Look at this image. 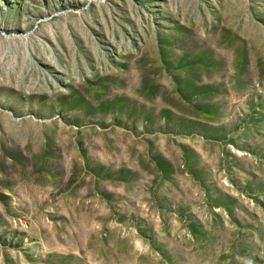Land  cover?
Wrapping results in <instances>:
<instances>
[{
	"label": "rangeland",
	"instance_id": "rangeland-1",
	"mask_svg": "<svg viewBox=\"0 0 264 264\" xmlns=\"http://www.w3.org/2000/svg\"><path fill=\"white\" fill-rule=\"evenodd\" d=\"M0 264H264V0H0Z\"/></svg>",
	"mask_w": 264,
	"mask_h": 264
}]
</instances>
